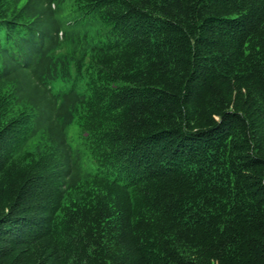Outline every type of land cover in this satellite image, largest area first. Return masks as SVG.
I'll list each match as a JSON object with an SVG mask.
<instances>
[{
	"label": "trees",
	"instance_id": "16d2710c",
	"mask_svg": "<svg viewBox=\"0 0 264 264\" xmlns=\"http://www.w3.org/2000/svg\"><path fill=\"white\" fill-rule=\"evenodd\" d=\"M0 264H264V0H0Z\"/></svg>",
	"mask_w": 264,
	"mask_h": 264
},
{
	"label": "rangeland",
	"instance_id": "374dc122",
	"mask_svg": "<svg viewBox=\"0 0 264 264\" xmlns=\"http://www.w3.org/2000/svg\"><path fill=\"white\" fill-rule=\"evenodd\" d=\"M61 84L62 83L60 81H54L53 82V87L55 88V90H57V89H59V87L61 86ZM70 132L72 133V135L75 134L73 127H71Z\"/></svg>",
	"mask_w": 264,
	"mask_h": 264
}]
</instances>
